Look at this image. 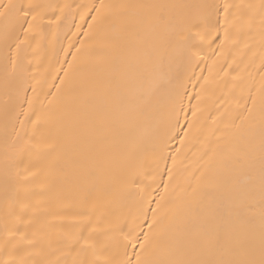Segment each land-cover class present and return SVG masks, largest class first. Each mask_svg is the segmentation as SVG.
I'll return each mask as SVG.
<instances>
[{
    "label": "bare ground",
    "instance_id": "obj_1",
    "mask_svg": "<svg viewBox=\"0 0 264 264\" xmlns=\"http://www.w3.org/2000/svg\"><path fill=\"white\" fill-rule=\"evenodd\" d=\"M0 5V259L258 264L264 0Z\"/></svg>",
    "mask_w": 264,
    "mask_h": 264
},
{
    "label": "snow or ice",
    "instance_id": "obj_2",
    "mask_svg": "<svg viewBox=\"0 0 264 264\" xmlns=\"http://www.w3.org/2000/svg\"><path fill=\"white\" fill-rule=\"evenodd\" d=\"M0 7H3L5 9H10V8H15L17 16H16V20L17 22L21 25V27L23 26V24L27 23L29 24V27H31V24L36 20V15L33 12V7L32 5H0ZM230 7V6H229ZM225 12L227 13V8L225 9ZM0 15H6V13H0ZM31 16L32 19L29 20L28 17ZM95 19V18H94ZM211 28L212 25L209 22L206 25V32L208 35L211 34ZM25 31H27L25 29ZM39 151V146L37 144L32 143L31 141H26L25 142V146L20 150V159H19V164L23 165L24 164V160H23V154L24 153H29L32 154L33 152H38ZM25 173H27L26 175H24L22 177V179L24 181H28L30 178H33L36 176V172L34 171H30L27 167L24 168ZM19 175V173H18ZM28 205L24 204L21 206V212H24L27 209ZM10 216L11 215H15V209L12 208L9 210L8 213ZM17 220H20L22 217L21 216H17L16 217ZM152 225H149V228L151 229ZM17 232H19V229L17 228L16 231L10 232L9 235L12 237H15V235L17 234ZM20 237H21V241L26 240L27 239V235L26 233H19ZM127 238V237H126ZM81 239L84 240V245L81 246V254L83 257H86L88 252H89V248H88V244H89V238L88 237H84L83 234H81ZM137 238L135 237V234H132V239L128 240V243H132L133 244V255L135 256V259L133 260L132 258L128 257L127 254L125 256V259L120 261V264H184V262H180V261H158L152 258L151 254L148 252L147 250V242H148V236L145 235V240L143 242H139V250L136 251V244L133 243L134 240H136ZM29 243H32L31 241H29ZM127 247V245H126ZM17 245L13 244L12 246V251H17ZM5 251L4 248H0V253H3ZM93 251H94V246H93ZM0 264H28V261L21 259L19 261H17V259L12 256L11 254H9L7 259H0ZM32 264H35V262H32ZM74 264H99L98 260H87L84 258L78 259L77 261L74 262ZM105 264H112L111 261H105ZM243 264H257L256 261H246L243 262ZM258 264H264V257H262V259L258 262Z\"/></svg>",
    "mask_w": 264,
    "mask_h": 264
}]
</instances>
